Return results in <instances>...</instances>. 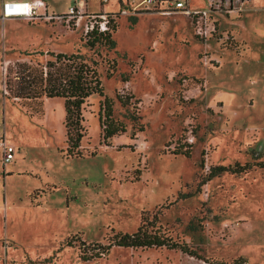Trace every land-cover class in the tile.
Returning <instances> with one entry per match:
<instances>
[{
  "label": "rangeland",
  "instance_id": "rangeland-1",
  "mask_svg": "<svg viewBox=\"0 0 264 264\" xmlns=\"http://www.w3.org/2000/svg\"><path fill=\"white\" fill-rule=\"evenodd\" d=\"M43 1L48 14L118 13L114 45L86 47V18L78 27L0 20V140L15 150L0 165V264H264V169L207 179L212 168L264 162V0L245 4L239 19L216 14L207 40L169 3ZM47 53L78 54L95 68L124 134L102 141L104 98L92 95L80 156L66 155L63 100L14 97L17 65L43 66L54 60ZM116 95L134 99L122 107ZM141 225L200 259L107 248Z\"/></svg>",
  "mask_w": 264,
  "mask_h": 264
},
{
  "label": "trees",
  "instance_id": "trees-1",
  "mask_svg": "<svg viewBox=\"0 0 264 264\" xmlns=\"http://www.w3.org/2000/svg\"><path fill=\"white\" fill-rule=\"evenodd\" d=\"M171 1L175 2L178 0H152L155 4H168ZM101 14H105L107 18L106 30L99 32L94 29L86 33L85 46L89 49H92L95 45L101 43V41L107 42L110 46L114 45V42L110 40V34L116 29L113 17L118 15V13L107 14L100 11L97 15ZM47 54L53 57L54 60L47 61L43 66L38 64L36 67H29L25 63L17 65L19 69L16 72L18 74V82L17 89L16 91L14 90V97L30 101L38 100L42 97L62 99L66 155L69 157H79L80 142L85 135V129L82 125L83 106L92 95L104 98L103 87L95 68L88 64L81 55ZM123 81L126 80L123 79ZM116 98L122 107L130 105L131 100L134 99L132 95H116ZM97 118L103 142L106 143L114 136L125 133L124 125L113 118V101L111 99L105 97L100 102ZM253 167L264 169V162L212 168L207 179L224 172L234 175L243 174ZM111 247L134 250L165 248L167 250H179L184 254L200 259V257L196 256L194 252L188 250L185 246L172 242L157 231L148 230L144 225L139 226L132 234H115L107 245V248ZM99 250H103V247H99ZM84 253L86 254V252ZM100 253V251H97L90 253V256L85 257L83 255V259L89 260L94 256L100 255ZM205 262L206 264H248L242 258L233 260L230 263Z\"/></svg>",
  "mask_w": 264,
  "mask_h": 264
},
{
  "label": "built area",
  "instance_id": "built-area-1",
  "mask_svg": "<svg viewBox=\"0 0 264 264\" xmlns=\"http://www.w3.org/2000/svg\"><path fill=\"white\" fill-rule=\"evenodd\" d=\"M101 3H107L108 0H99ZM152 2V0H146ZM251 0H206L207 6L205 9L191 10L185 0L169 2L175 11H178L191 19L195 35L202 40L211 38L216 33L215 23L212 21V14L222 13L225 15L241 13L244 10V5ZM41 9V12L39 11ZM99 13V12H98ZM104 13V12H102ZM124 13V12H123ZM168 14V13H166ZM86 18L88 22L84 25L85 34L96 29L99 32L106 30L107 18L105 14L89 15L82 8L70 7L63 14H48L43 0L31 1H13L0 0V20L3 22L8 19H22L27 22L37 23L41 20L53 23H69L74 21L76 27L80 21ZM14 147L5 140H0V165L3 167L11 163L14 159Z\"/></svg>",
  "mask_w": 264,
  "mask_h": 264
},
{
  "label": "crops",
  "instance_id": "crops-1",
  "mask_svg": "<svg viewBox=\"0 0 264 264\" xmlns=\"http://www.w3.org/2000/svg\"><path fill=\"white\" fill-rule=\"evenodd\" d=\"M13 1H24V2H26V1H31V0H13ZM119 1V0H118ZM252 1V0H251ZM45 3V2H44ZM45 6H46V9H48V7H47V4L45 3ZM70 8V7H69ZM40 12H41V9L39 10ZM104 13H107V12H104ZM216 14H221L222 16H224L226 19H228V18H230V16L229 15H225V14H222V13H214V14H212V21L215 23V27H216V32L218 31V19L215 17V15ZM242 13H237V17H238V19L240 18V15H241ZM231 15V14H230ZM249 15V14H248ZM247 15V16H248ZM9 20H12V19H9ZM242 26L245 28L246 26H245V24L244 23H242ZM219 34V33H218ZM228 38V37H227ZM241 43L243 44V45H246V42L245 41H241ZM33 51H35V50H33ZM246 51H248V48H246ZM14 159H15V156H14ZM14 159H13V161H14ZM12 161V162H13ZM11 162V163H12ZM10 164V163H9ZM8 165V164H7ZM6 165V166H7ZM2 166V165H1ZM6 166H4V167H6ZM3 167V166H2Z\"/></svg>",
  "mask_w": 264,
  "mask_h": 264
}]
</instances>
